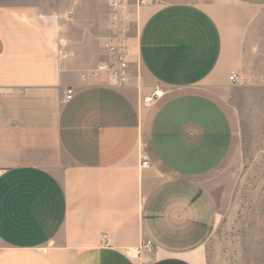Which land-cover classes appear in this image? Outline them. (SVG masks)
I'll return each instance as SVG.
<instances>
[{"label": "crops", "instance_id": "1", "mask_svg": "<svg viewBox=\"0 0 264 264\" xmlns=\"http://www.w3.org/2000/svg\"><path fill=\"white\" fill-rule=\"evenodd\" d=\"M126 18L115 89L81 77L106 58V0H0V264H208L213 192L242 164L229 75L247 82L264 0H129Z\"/></svg>", "mask_w": 264, "mask_h": 264}, {"label": "rangeland", "instance_id": "2", "mask_svg": "<svg viewBox=\"0 0 264 264\" xmlns=\"http://www.w3.org/2000/svg\"><path fill=\"white\" fill-rule=\"evenodd\" d=\"M255 34L242 68L247 82L241 77L231 92L242 164L229 163L227 183L213 192L220 222L206 247L208 264H264V19Z\"/></svg>", "mask_w": 264, "mask_h": 264}, {"label": "built area", "instance_id": "3", "mask_svg": "<svg viewBox=\"0 0 264 264\" xmlns=\"http://www.w3.org/2000/svg\"><path fill=\"white\" fill-rule=\"evenodd\" d=\"M151 0H135V5L140 6L149 3ZM109 14L108 33L104 39V47L106 51L105 60L99 62L95 67L81 73V77H97L104 75L107 85L111 88H122L128 84L129 80V62L128 54V25L127 11L129 0H106ZM229 80L232 84L238 82V76L235 72H231ZM74 93L72 87H67L62 95L64 102L69 101ZM164 91L161 88H155L150 93L145 94L141 101L144 104H154L162 97ZM140 165L147 167L149 159L141 153ZM143 247L151 249L152 244L149 240L143 243Z\"/></svg>", "mask_w": 264, "mask_h": 264}]
</instances>
